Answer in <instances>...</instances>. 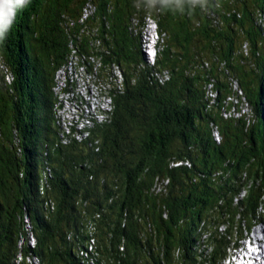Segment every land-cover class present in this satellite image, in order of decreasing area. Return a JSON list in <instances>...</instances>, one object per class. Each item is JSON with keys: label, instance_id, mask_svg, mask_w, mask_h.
<instances>
[{"label": "trees", "instance_id": "1", "mask_svg": "<svg viewBox=\"0 0 264 264\" xmlns=\"http://www.w3.org/2000/svg\"><path fill=\"white\" fill-rule=\"evenodd\" d=\"M73 47L100 59L99 81L114 66L122 83L105 93L106 123L64 142L52 87ZM263 199L264 0H30L17 12L0 41V264H82L87 245L94 264H222L264 224Z\"/></svg>", "mask_w": 264, "mask_h": 264}, {"label": "built area", "instance_id": "2", "mask_svg": "<svg viewBox=\"0 0 264 264\" xmlns=\"http://www.w3.org/2000/svg\"><path fill=\"white\" fill-rule=\"evenodd\" d=\"M71 57L78 56L75 52L74 55H70L69 58L67 57V59H70ZM79 58L89 61V59L86 57ZM66 63L65 69L59 71V74H55L54 77V88L56 90H68L67 100H56V119L62 129V138H65L67 125H74L75 129L84 130L85 128H89L97 123V120L100 119V115H103V102L102 109H94L91 104L82 101V92H88V82H97V84H100V87L105 89L109 88L106 87L104 83L93 79L91 70L85 73H76L75 70L74 72H66ZM110 76L114 77V81H120L121 85L122 75L118 69L112 71ZM164 76L165 75H162V79ZM65 81H74V89L65 88ZM71 116L74 118L73 122L69 119Z\"/></svg>", "mask_w": 264, "mask_h": 264}, {"label": "bare ground", "instance_id": "3", "mask_svg": "<svg viewBox=\"0 0 264 264\" xmlns=\"http://www.w3.org/2000/svg\"><path fill=\"white\" fill-rule=\"evenodd\" d=\"M145 37H146V35L142 39V46H143V43L146 44V42H147V37L146 38ZM148 41H150L151 43L155 42V40L152 38L151 39L149 38ZM71 52H73L72 55H74V53L76 52L74 47L71 49ZM95 59H96V57H91L88 61V60H81L79 57H71L70 59H67V63L65 62L66 63V72H74V70H75L76 73H85V72H88L91 70V75H93V79L99 81V77H98L99 75H97L96 72L100 68L101 64H100V61H96ZM64 69H65V64L57 70L56 74H59V71H62ZM111 69H112V71L117 70V68L114 66H112ZM98 74H99V72H98ZM105 75H107V74H105ZM111 81H113L112 84L114 83L116 86H118L120 88V81H114V77H111V76L109 77V79L107 81H105V83L101 82V81H99V82L104 83V85L106 87H109ZM65 88L74 89V81H65ZM56 91H57V94H55V96H56L55 100H67L68 99V90H56ZM106 91H107V89L100 87V84H97V82H88V92H82V101H84L85 103L91 104V106H93L94 109H102V102L104 103L103 115H100V119L97 120V123L105 122L108 114L111 112V100H110L109 96H107L108 93L105 94ZM91 95H93V96H91ZM55 108H56V103L54 105V112H55V117H56V109ZM112 109H113V107H112ZM91 127H89V128H91ZM72 129H75L74 125H67L66 126L65 137H66V135L70 134ZM262 207H263V205H262ZM261 216H263V215H261ZM262 242H264V240H262Z\"/></svg>", "mask_w": 264, "mask_h": 264}, {"label": "clouds", "instance_id": "4", "mask_svg": "<svg viewBox=\"0 0 264 264\" xmlns=\"http://www.w3.org/2000/svg\"><path fill=\"white\" fill-rule=\"evenodd\" d=\"M29 3L30 0H0V41L6 38L17 12L22 11ZM204 3L205 0H145L147 6L160 5L163 8L172 7L181 11L186 6H203Z\"/></svg>", "mask_w": 264, "mask_h": 264}, {"label": "rangeland", "instance_id": "5", "mask_svg": "<svg viewBox=\"0 0 264 264\" xmlns=\"http://www.w3.org/2000/svg\"><path fill=\"white\" fill-rule=\"evenodd\" d=\"M148 20V19H147ZM150 22H153V21H151V20H149V22H147L148 24V29H147V35H146V37H148V34H149V36H150V38H152V39H154V40H156L157 38H156V35H155V23H154V25H153V23H150ZM145 37V38H146ZM156 42H157V40H156ZM97 45H98V42H95V44H93V46L96 48L97 47ZM71 51H69V53H68V58H69V56L70 55H72L73 54V52H71ZM142 52H143V57H144V59L147 61V63L148 62H150L151 61V57H150V54L151 53H153V46H152V43L150 42V41H148V42H146V44L145 43H143V46H142ZM147 52V53H146ZM148 52L150 53V54H148ZM92 56H94V55H92ZM91 58V56H88V59H90ZM96 61H100V59L98 58V57H96V59H95ZM93 69V68H92ZM93 71V70H92ZM52 92L54 93V95L55 94H57V91H56V89L54 88V86L52 87ZM244 111H246V109L244 108L243 109ZM69 119L73 122L74 121V118H73V116H71V117H69ZM228 226L229 225H227L226 226V224L223 226V227H221L220 228V231L222 232V233H226V231L227 230H229V228H228ZM260 232H261V235L264 233V227L262 228H260ZM257 234V233H256ZM260 234H258V237L260 238H262V236H261ZM31 236L32 235H29V240H30V246L32 247L33 246V244H34V242H33V240H32V238H31ZM196 250L198 251V253H199V247H196ZM204 253H206V251H205V249H204V251H203ZM257 262H258V264H263V263H261L262 261L261 260H259L258 259V257H257ZM27 263H29V264H37V261H36V259H34V258H30V259H28L27 260ZM89 264H91V263H89Z\"/></svg>", "mask_w": 264, "mask_h": 264}]
</instances>
